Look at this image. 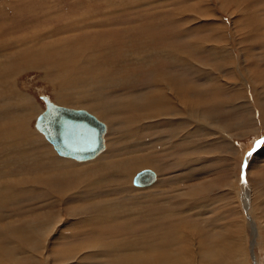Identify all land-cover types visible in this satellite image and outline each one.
Listing matches in <instances>:
<instances>
[{"label": "rangeland", "instance_id": "1", "mask_svg": "<svg viewBox=\"0 0 264 264\" xmlns=\"http://www.w3.org/2000/svg\"><path fill=\"white\" fill-rule=\"evenodd\" d=\"M223 3L226 9L222 8ZM226 51L232 54V63ZM183 55L185 61L180 63ZM0 60V167L9 171L5 173L0 168V183L12 181L8 191L18 197L17 203L4 210L8 218L0 224L13 226L31 217L44 220L62 213L58 232L54 238L51 236L58 242L50 240L53 249H70L85 238L90 239L92 233L86 236L84 232L93 228L113 234L137 230L136 236H148L154 224H159L158 218L164 217V210H171L172 231L196 239L203 237L206 245L216 232V224H230L234 235L244 231L242 198L237 195L242 173L264 209V144L250 157L247 155L264 136V97L254 105L251 88L246 92L238 87L243 75L264 93V0H0ZM168 73L186 89L184 105L188 109L199 107L200 114L211 117L216 124L214 131L207 125L198 128L197 122H186L181 141L183 133L178 121L148 117L142 98L154 94L158 90L156 79L164 80ZM42 93L60 105L87 109L107 124L106 145L115 154L109 166L99 168L92 161L95 159L73 158L70 160L74 164L68 165L73 173L95 166L84 175L85 180L92 179L83 182L93 185L85 187L74 174L72 181L58 178L56 188L60 191L56 192L33 180L42 160L25 161L26 164L22 161L21 167L19 161H14L20 154L17 145L23 142L18 133L22 122H28L29 132L36 130L35 120L44 110ZM258 97L261 99L259 94ZM123 100L137 105L125 107L117 115L115 109ZM26 105L31 108L25 109ZM99 107L108 108L106 113L112 116H102ZM42 140L55 151L46 138ZM43 145L33 144L38 148L28 150L30 157L39 158L47 150ZM55 154L58 155L56 151ZM257 156H261L259 162ZM242 165L246 166L242 169ZM134 169H152L157 179L151 185H134L129 178ZM71 184L76 190L65 196L63 187ZM191 189L196 190L195 196L184 195ZM1 191H7L5 184ZM214 209L217 212H212ZM175 210L183 213L177 215ZM102 215L109 220L95 225L92 217ZM79 230H85L80 234L83 236L72 237ZM248 231L249 228L242 240L250 239ZM11 240L18 241L17 237ZM248 245L251 246L248 242L245 251L235 257L208 264H241L244 254L250 252ZM251 252L250 264H264L260 244Z\"/></svg>", "mask_w": 264, "mask_h": 264}, {"label": "bare ground", "instance_id": "2", "mask_svg": "<svg viewBox=\"0 0 264 264\" xmlns=\"http://www.w3.org/2000/svg\"><path fill=\"white\" fill-rule=\"evenodd\" d=\"M221 6H222V8H225L226 9V4L225 3L221 4ZM22 9H24V8H22ZM14 10H16V9H14ZM11 12H13V11H11ZM227 51H228V49H227ZM177 53H179V52H177ZM184 55L186 56L187 54L184 53ZM185 56L183 58H179L180 63H184L185 60H183V59L185 58ZM228 56H229V59L228 60H230L231 63H232L233 62L232 60L234 59V58H232V54L228 53ZM241 56H242V54H241ZM173 57H175V56H173ZM58 64H59V62H58ZM236 66L237 65H235L234 67H236ZM175 74H176V72H175ZM205 75H208V74H205ZM172 76L169 75V73H168V75H165L164 76L165 77L164 80H162V79H160L158 77L156 79V83H155V84L158 85V90L154 94H151L150 96L149 95H146L148 97L142 98V100H143L142 103L144 105L145 104L147 105V107L145 109V112H146V114H148V117L155 118V117L163 116V117H165V119H169L170 121H178V125H181V127H180V130H181L180 132L181 133H183L184 132V129L186 128L184 126L186 124V122H188L187 124H190L191 122H197L198 128H202V125L203 126L205 125V127L207 125V127L209 126V128H210L211 131H214L213 128L216 127V124L212 120H210L211 117H209L207 114H203V113L200 114L197 111L199 107L190 106L189 104H191V103L188 104L190 106L189 109L184 105L185 104V100H187L186 99V97H187L186 96V93L187 92L185 91L186 89L184 90L182 88L183 85H181L182 84L181 82H179V81L178 82H175L176 80L173 81V79L171 78ZM209 77H212V76H209ZM209 77H207V78H209ZM173 78H175V77H173ZM240 78H241V81L242 82H240V84H238V87H240L241 89L245 90L246 92H248V87H250L251 88L250 90L252 91V95L254 96V98H253V101L254 102L253 103H254V105H257L258 102H261L262 97H264V96H261L264 93H261L260 88H257V86L254 85L247 78H243V75H241ZM210 79L211 78H209V80ZM205 80H204V82H205ZM213 80H216V79L214 78ZM221 81H223V80H221ZM208 83H210V82H208ZM211 83H212V81H211ZM220 85L218 84V86H220ZM194 86H193V88H194ZM233 86H234V84H233ZM184 88H186V87H184ZM231 88L233 89V87H231ZM217 91L218 90H216V92ZM258 94L260 95L261 99L258 97ZM48 95L49 94L46 95L45 93H42L40 95L45 100V102H44V109H45V103H46L47 100L53 102L56 105H60L59 103H57L56 101H54L50 95H49L50 97ZM138 95H140V94H138ZM45 96H47L48 99ZM232 97H233V95H232ZM140 99H141V97H140ZM195 99H194V101H196ZM200 104L201 103H199V105ZM135 105H137V104L135 102L133 103L131 100L130 101H126V102L124 101L123 103L121 102V103H118L117 104V107L116 108H118V109H115V111L117 112V115H118L119 114L118 113L119 110H123L125 107L126 108H133ZM61 106H63V105H61ZM10 107H12V106H10ZM27 108L30 109L31 108V105L30 106H27L26 105V108L25 109H27ZM114 108H115V106H114ZM261 108L264 109V106H261ZM76 109H79V108H76ZM81 109H84V108H81ZM99 109L100 110H98V112H100L102 116H104V117H106V116L108 117L109 115L112 116V114L107 115L106 109H108V108H106V107H104V108L101 107L100 108L99 107ZM140 109H142V108L140 107ZM85 110H87V109H85ZM95 110L97 111L96 108H95ZM33 111H36V109L34 110V108H33ZM88 112H90V111H88ZM107 112H109V111L107 110ZM113 112H114V110H113ZM8 113H9V111H8ZM120 113H122V112L120 111ZM136 113H138V112L136 111ZM9 116H10V114H9ZM94 116H96V115H94ZM111 116H109V117H111ZM24 120H26V118H24ZM122 120H123V118H122ZM100 121H102V120H100ZM102 122L104 123L105 128H106L105 133L103 135V138H104V149L100 150L94 157H92L90 159H86V160H77V159H75V160H77V161H88V160L95 159V160H92V161L98 163V167L99 168H101V165H103V168H104V166H109V161H110V159L112 157L115 156V154H114V151L112 150V148L110 146L108 147V144L106 145V138H105V136H106V133H107V130H108V126H107V124L104 121H102ZM125 122H122V123H125ZM27 123H26V121H23L22 124H21L20 130L18 129L19 130L18 133H20V138H22V139H20V141L22 140L23 142H22V144L20 146L17 145V147H18L17 151L20 154H16V155H19V156L18 157H15V159L16 158L17 159L14 160V161H19L18 164L21 167L22 166V163H21L22 161H23L24 164H26L25 161L26 162H29L31 160V161H33L35 163L37 161L42 160L43 162H42V164H40L41 169H39L41 172L39 170H36L35 172H37L39 174H37L34 179L32 178L35 182H37L39 180L40 182H42L43 185L49 186L54 191L57 192V191H60L58 188H56L57 187L58 178H60L62 180L68 179V180L72 181V176L74 174H77L78 176L76 178L77 179H80V182L82 183V185H85L83 182L92 179V178L89 177V178H87V180H85L84 175H85V173H88L93 168L95 169L96 168L95 166H93V167L91 166L90 169L85 170L86 172H80V173L74 172L73 173L72 170H69L68 169V167H69L68 165L69 164L71 166H72V164H74L73 160H70L71 157H69V159H64V158H61V157H63V155L58 154L59 155L58 156L57 154H55V151L56 150L54 149L55 151H53L50 146H48L46 143L43 142L42 139L43 138H46V137H45V135L41 131H39L38 129H36L35 123H34V128L36 130H33L32 131L33 133L32 132H29L28 127H27ZM122 125H124V124H122ZM18 126H20V125H18ZM127 126H129V125H127ZM38 132H39V134L40 133L42 134V137L43 138H40V135L37 134ZM180 132H178V133L181 134ZM18 136H19V134H18ZM182 140H184V133H183V137L181 138V141ZM31 144L32 145L33 144L34 145H36V144H39V145L45 144V147H46L47 150L45 151V149H44V151L41 153V155H40L39 158L30 157V153L28 152V150L32 149V147H35V148L37 147V146H32ZM10 146H11V144H10ZM9 150H10V148H9ZM12 151H10V152H12ZM32 151H34V150H32ZM27 153L29 154V156H26ZM31 156H33V155H31ZM64 157L67 158V156H64ZM260 157L257 156V161L258 162L260 160ZM3 161L6 162V163H8L7 160H3ZM70 162H72V163H70ZM142 162L146 163L147 162V159H143ZM142 162L141 163L138 162V164L139 165H142V166L145 165ZM2 169L6 171L5 173L9 172L8 170H6L4 168H1V170ZM150 170H152V169H150ZM152 171L154 172V177H153L154 180H153V182L152 183H149V184H144L142 186L151 185V184H153L156 181L157 174H156V172L154 170H152ZM137 172H138V170L137 169L136 170L134 169L133 172L129 173V175H130L129 178H130V181L131 182H133V178H134V176H135V174ZM44 173H46V175H43ZM124 175H125V173H124ZM112 176H113V174H112ZM127 178L128 177H126L125 179H127ZM22 179H23V177H22ZM34 181H33V183H34ZM130 181H129V183H131ZM2 182L3 181H1V183ZM76 182H78V181H76ZM80 182H78V183H80ZM160 182H161V179L159 180V183H157L156 185L159 186L160 185ZM1 183H0V195H1V197H0V222L1 221L4 222L8 218V217L6 218L4 210L8 209L9 208L8 206H11V204L17 203L18 202V200H17L18 197L16 199V196L14 197L8 191V189H9L8 187H9V185L10 186L12 185V181H10V180L7 181L6 180L5 183L3 182V184H5V187L7 189V191H4V192L1 191V186L3 185ZM94 183H97V182L95 181ZM126 184H128V183H126ZM90 185H93V184L88 183L87 185H85V187L86 186H90ZM156 185L155 186L153 185L154 188L156 187ZM71 186H72V184H71ZM71 186H66L67 188L66 187H63L64 188L63 194H65V196H66V193L68 191H70V190H76V187L73 188V186L72 187ZM116 186H118V185H116ZM92 188H93V186H92ZM83 191H85V190H83ZM83 191H82V193H83ZM105 191H107V190H105ZM111 191H113V190H111ZM101 192H104V191H101ZM21 193H23V191ZM79 193L81 194V192H79ZM96 194H97V192H96ZM195 194H196V190L193 191V189H191L188 192H186V194L184 193V195L189 196V197H193V196H195ZM255 194H256V190L248 182V179L247 178H245L244 180H242L240 182V189L237 192V195L240 196V198H242V201H241V204L242 205L241 206H242L243 214H244V218H245V219H243V225H242V227L244 228V231L242 230L241 233L244 234V232L249 228L248 236H250V239H248L247 241L251 244V246L248 245L250 247V252L247 251V253L244 254L245 255V258L243 259V261L240 262L241 264H250V259L252 257L251 256V253H252L251 251H253L254 249H256V247L258 246V244H260L261 247L264 249V209L259 206L258 203L260 201L257 202L256 195ZM184 195L182 194V196H184ZM104 199H105V197H104ZM260 199H262L261 195H260ZM74 200L75 199H73V201ZM86 200H88V199H86ZM108 200H106V201H108ZM258 200H259V198H258ZM100 201H101V199L99 200V202ZM100 203H102V202H100ZM86 205H88V204H85V206ZM79 206H77V207H79ZM100 206H102V205H100ZM100 206H97V207L100 208ZM82 207H83V205H82ZM75 208H76V206H75ZM75 208H73V210ZM73 212H76V211L74 210ZM175 212H176L177 215H181L183 213V212H181V210H175ZM212 212H217V211H215V209H214V211H212ZM104 214H107V212L104 213ZM119 214H121V213H119ZM61 215H62V213H60L59 215H55L53 217H50L48 219H44V220L38 219L36 217H34V218L31 217L30 219H27V220H24V221L21 219L25 223L24 226H21V225L19 226L18 225V223L19 224H22L23 222H18V223L16 222L15 225H13V226H11L12 224H8V225L7 224H0V264H208L210 262L212 263V261L227 260L230 257H235V255L237 253H240L242 250L245 251V249H246L245 246H246V244H248V242L246 240H242V239H245V237H246L245 234L244 235H242V234L241 235L240 234H237V235L232 234V231L230 229L231 228V225L230 224L220 225V224H216L215 223L216 225L213 226V227L215 228V231L216 232H215L214 235L211 236V240L208 241V244H206V245H205V243H207V242H205V240L202 239L203 237L200 238V239H196V238L191 237L189 235L182 234V233H180V231L178 233L176 232V234H177L176 235L172 231L174 229V227H171V225H172V221H171L172 217H171V215H173V214H171V210L168 211V212H166L164 210V213H163L164 217H161L162 219H159L158 218V221L157 222H159V224H154V227L152 228L153 231H151V232L149 231L151 234H148V236H145V234H143V233H142L143 236H140V237L139 236H136V233H137V230L136 229H135L136 230V233L134 232V230H132V232L130 233L129 232L130 229H128L129 230L128 231L129 233L128 232L127 233H123V231H121L122 233L115 232L116 234L114 233L115 234L114 235L112 233V231H102L101 229H99L100 228L99 227V228H97L98 230L97 229L94 230L95 228H93V231H85V230H82L81 232H84L85 231L84 233H87L86 236H88L89 233H92V237L90 239H86L85 238L83 241L77 243L76 245H74V247H72L70 249H62V248H60V249H53V247H52L53 246V241H51L50 238H52L51 236H53V234L55 232H58L57 225H58L59 222L61 223V221H63ZM107 218H108L107 215L106 216L105 215L104 216L103 215L102 216H96L94 218L92 217V219L94 220V223L96 221L95 225H100V223L101 224H104L107 221ZM185 218H186V216H185ZM86 219H88V218H86ZM90 220H91V218L89 219V221ZM108 220H109V218H108ZM175 220H176V218H175ZM9 221H11V220H9ZM80 221H78L77 223L79 224ZM154 221L156 222V219H154ZM91 222H93V221L91 220ZM92 224L90 223V225H92ZM174 224H175L174 226H176V223H174ZM86 225H88V224H86ZM179 225H181V224H178V226ZM79 226H81V225H79ZM133 226H134V224H133ZM73 227H75V226H73ZM242 227H240V228L242 229ZM91 228H92V226H91ZM118 228H120V227H118ZM217 228H218V230L219 229L220 230L217 231ZM145 229H148V228H145ZM59 231H60V229H59ZM81 232L79 230L78 232L74 233L72 235V237L78 236V235L82 234ZM143 232H144V230H143ZM66 233H68V232H66ZM62 234H63V232H62ZM54 236H53V238H54ZM80 236H83V235H80ZM12 237H17L18 241H12L11 240ZM53 238H52V240H55L56 239V238L55 239H53ZM59 238H62V237L60 236ZM121 238H122V240H119ZM115 239H117V240H115ZM56 240H57L56 242H58V239H56ZM93 240H95V241H93ZM107 240H108V242H106ZM208 240H209V238H208ZM22 243H26L27 246L22 245ZM57 245H60V243H57ZM54 246H56V244H54ZM142 247H145V249L143 250ZM254 259H255V257H254ZM72 260H73V262H72Z\"/></svg>", "mask_w": 264, "mask_h": 264}, {"label": "water", "instance_id": "3", "mask_svg": "<svg viewBox=\"0 0 264 264\" xmlns=\"http://www.w3.org/2000/svg\"><path fill=\"white\" fill-rule=\"evenodd\" d=\"M35 127L63 156L86 160L104 149L105 125L85 109L56 105L47 100ZM263 140L264 136L258 141ZM153 177L152 170L142 169L135 174L133 183L137 186L149 184L153 182Z\"/></svg>", "mask_w": 264, "mask_h": 264}, {"label": "snow or ice", "instance_id": "4", "mask_svg": "<svg viewBox=\"0 0 264 264\" xmlns=\"http://www.w3.org/2000/svg\"><path fill=\"white\" fill-rule=\"evenodd\" d=\"M264 144V141H257L256 144L253 146V149L251 152H249L247 155L250 157L254 152H256L259 147ZM246 165H242V169L245 167ZM242 180H243V173H242Z\"/></svg>", "mask_w": 264, "mask_h": 264}]
</instances>
